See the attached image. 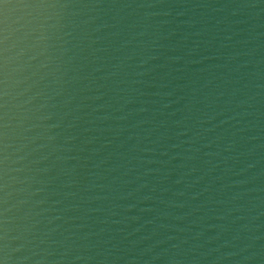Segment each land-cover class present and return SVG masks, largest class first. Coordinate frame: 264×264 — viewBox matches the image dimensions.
<instances>
[{"label":"water","instance_id":"1","mask_svg":"<svg viewBox=\"0 0 264 264\" xmlns=\"http://www.w3.org/2000/svg\"><path fill=\"white\" fill-rule=\"evenodd\" d=\"M0 6L3 264H264V0Z\"/></svg>","mask_w":264,"mask_h":264},{"label":"snow or ice","instance_id":"2","mask_svg":"<svg viewBox=\"0 0 264 264\" xmlns=\"http://www.w3.org/2000/svg\"><path fill=\"white\" fill-rule=\"evenodd\" d=\"M0 6L7 7L6 0H0ZM0 264H3V261H0Z\"/></svg>","mask_w":264,"mask_h":264}]
</instances>
